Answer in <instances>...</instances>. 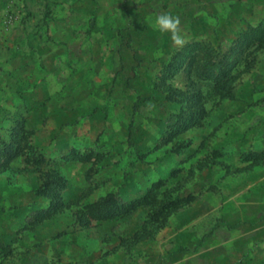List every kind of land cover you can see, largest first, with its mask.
I'll list each match as a JSON object with an SVG mask.
<instances>
[{"label":"rangeland","instance_id":"obj_1","mask_svg":"<svg viewBox=\"0 0 264 264\" xmlns=\"http://www.w3.org/2000/svg\"><path fill=\"white\" fill-rule=\"evenodd\" d=\"M159 13L179 16L183 48L151 26ZM198 94L201 125L161 143ZM16 119L64 198L87 194L24 228L48 202L38 173L23 156L0 167V264H264V0H0V141ZM71 150L93 161L64 160ZM158 181L151 204L78 215Z\"/></svg>","mask_w":264,"mask_h":264},{"label":"trees","instance_id":"obj_2","mask_svg":"<svg viewBox=\"0 0 264 264\" xmlns=\"http://www.w3.org/2000/svg\"><path fill=\"white\" fill-rule=\"evenodd\" d=\"M215 62V59H213ZM209 73V71H208ZM212 75V74H211ZM230 76L228 72H224L214 76V80L210 84L214 94L219 95L220 98L230 96L229 86L231 85ZM202 97L200 94L193 95L192 111L189 115H177L178 117L170 125L168 135L161 139V143H166L172 139V137L185 129L194 126L201 125L204 117V108ZM33 132L26 129L22 119H16L15 124L10 128L9 139L0 141V167L6 168L9 166L12 160L16 157L23 156L24 161L31 165L38 173L39 186L36 188L35 193L37 195L47 198L48 202L45 206L37 208L31 212L28 216L27 223L24 228H32L41 224L44 220L51 218L58 212L63 211L71 204H77L87 193H81L78 197L67 201L64 198L63 191L66 188V181L63 176L58 172L55 167L49 166L52 158L46 157L45 154L37 149L32 142ZM91 152H78L71 150L65 153L62 157L64 160H78L82 162L93 161ZM259 153L257 156H260ZM98 159V156H96ZM93 168L90 167L87 170V179L92 177ZM91 180V179H90ZM163 181L153 183L152 187L143 195L133 198L128 201H124L119 195L113 192H109L104 196H101L93 203L83 204L78 215L85 222H89L90 219L101 220L116 215L126 214L140 205L151 204L153 198L158 195V189ZM157 193V194H156ZM173 201L165 202L159 210L158 215H164L168 207L173 205ZM3 247V246H2ZM4 248H7L4 245Z\"/></svg>","mask_w":264,"mask_h":264},{"label":"clouds","instance_id":"obj_3","mask_svg":"<svg viewBox=\"0 0 264 264\" xmlns=\"http://www.w3.org/2000/svg\"><path fill=\"white\" fill-rule=\"evenodd\" d=\"M151 26L164 34L170 35V39L177 50L183 48L188 43L183 29L181 27V20L179 16H173L168 13H159L154 20L150 19Z\"/></svg>","mask_w":264,"mask_h":264}]
</instances>
